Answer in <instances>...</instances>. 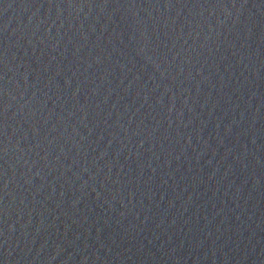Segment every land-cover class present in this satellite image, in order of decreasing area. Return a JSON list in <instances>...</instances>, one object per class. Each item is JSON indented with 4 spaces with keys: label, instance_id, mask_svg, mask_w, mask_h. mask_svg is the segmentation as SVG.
<instances>
[{
    "label": "water",
    "instance_id": "1",
    "mask_svg": "<svg viewBox=\"0 0 264 264\" xmlns=\"http://www.w3.org/2000/svg\"><path fill=\"white\" fill-rule=\"evenodd\" d=\"M0 264H264V0H0Z\"/></svg>",
    "mask_w": 264,
    "mask_h": 264
}]
</instances>
